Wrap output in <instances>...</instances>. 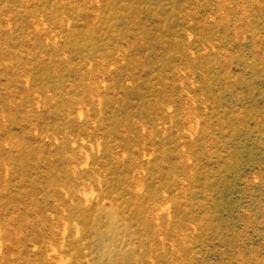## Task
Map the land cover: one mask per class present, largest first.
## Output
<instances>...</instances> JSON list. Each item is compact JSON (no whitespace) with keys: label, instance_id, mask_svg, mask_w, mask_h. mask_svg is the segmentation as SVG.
I'll use <instances>...</instances> for the list:
<instances>
[{"label":"rangeland","instance_id":"1","mask_svg":"<svg viewBox=\"0 0 264 264\" xmlns=\"http://www.w3.org/2000/svg\"><path fill=\"white\" fill-rule=\"evenodd\" d=\"M0 264H264V0H0Z\"/></svg>","mask_w":264,"mask_h":264}]
</instances>
